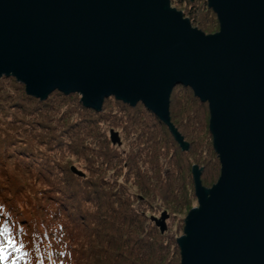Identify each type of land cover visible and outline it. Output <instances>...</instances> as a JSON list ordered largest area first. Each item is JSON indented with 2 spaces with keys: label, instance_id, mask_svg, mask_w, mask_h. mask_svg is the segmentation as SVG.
Returning a JSON list of instances; mask_svg holds the SVG:
<instances>
[{
  "label": "water",
  "instance_id": "obj_1",
  "mask_svg": "<svg viewBox=\"0 0 264 264\" xmlns=\"http://www.w3.org/2000/svg\"><path fill=\"white\" fill-rule=\"evenodd\" d=\"M206 1L220 27L210 35L170 0H0V78L42 101L79 94L96 112L110 97L141 103L184 151L170 98L189 87L209 106L221 174L206 188L193 168L181 264H264V0ZM168 218L156 219L162 234Z\"/></svg>",
  "mask_w": 264,
  "mask_h": 264
},
{
  "label": "trees",
  "instance_id": "obj_2",
  "mask_svg": "<svg viewBox=\"0 0 264 264\" xmlns=\"http://www.w3.org/2000/svg\"><path fill=\"white\" fill-rule=\"evenodd\" d=\"M171 1L193 25L214 32L211 16H217L206 0ZM54 94L61 98L42 101L27 95L14 77L0 80V225L26 253L22 259L10 253L0 264L13 259L15 264H179V228L171 223L197 198L187 190L178 157L179 152L198 155L201 147H191L203 141L201 131L175 124L184 140L192 141L184 151L141 103L132 107L110 97L96 112L78 94ZM176 95L182 99L174 100ZM112 103L120 117L105 114ZM170 107L180 108L184 124L198 129L206 121L200 111L209 113L208 104L181 85L173 89ZM103 123L113 125L121 145L112 143V130L109 135ZM209 137L213 140L210 131ZM201 164L204 184L211 173L209 163ZM180 187L186 190L183 197ZM164 212L169 218L162 234L156 219Z\"/></svg>",
  "mask_w": 264,
  "mask_h": 264
},
{
  "label": "rangeland",
  "instance_id": "obj_3",
  "mask_svg": "<svg viewBox=\"0 0 264 264\" xmlns=\"http://www.w3.org/2000/svg\"><path fill=\"white\" fill-rule=\"evenodd\" d=\"M196 1V0H195ZM170 2H171V6H172V8H174V9H176L177 11H180V12H182L183 13V11H182V9L180 8V6H179V4H175L176 6H174V2H172L171 0H170ZM194 4L197 6V4L194 2ZM204 13H206V11L204 12ZM204 13H202V14H204ZM184 17H185V15H184ZM185 18H187V17H185ZM187 19H189V18H187ZM190 20V19H189ZM211 20L214 22L213 23V25L212 26H214L213 27V29H214V32L213 33H209L208 31H203L202 29H200L199 27H196L195 25H193L192 23H191V25H192V27L193 28H197L198 30H200V31H202V32H204L205 34H207V35H210V34H215V32L217 33L219 30H218V28H219V26H218V22H217V19H216V17L212 14V16H211ZM211 21V22H212ZM190 22H191V20H190ZM213 29H211L212 31H213ZM3 78V77H2ZM0 80H1V78H0ZM4 86L5 85H7V81L6 82H4V84H3ZM54 92L52 93V94H50L49 96L51 97V96H53V98H52V100H54V99H60L61 97H58V96H55L56 94H54ZM79 95V94H78ZM48 96V97H49ZM80 96V95H79ZM81 97V96H80ZM178 98L179 99H182V96L181 97H179V96H175V98H174V100H176V101H178ZM107 100V99H106ZM178 104V103H177ZM116 104L115 103H112L110 106H108V107H104V112H105V114H109V113H114V114H117L119 117L121 116V114L122 113H120L117 109H114V106H115ZM174 112V113H173ZM120 113V114H119ZM200 116L202 117V115L205 117L206 116V121H203L202 123H201V129H198L197 128V126H196V124H194V123H190L189 125H187V124H184V121H183V117H182V112H181V110H180V108H171L170 107V118H171V123L175 126V128H176V125L175 124H179L184 130H187V131H192L193 130V128L196 130V131H201V132H199V133H197L198 135H201L202 136V138H203V141H195V143H194V145L192 146V141L191 142H188V143H190V144H188L186 141L188 140V139H186V141L184 140V142H186L189 146H192L191 148L192 149H196L198 146H200L201 148L199 149L200 151H198V155L197 156H194L195 155V152H193L192 153V151L191 152H189L188 154H183V155H181V152H179V157H178V161L180 162V165L183 167V178H187V190L188 191H190V192H194L195 193V183L192 185L191 184V180L193 181V179H194V176H193V171H190L189 170V166L193 163V162H195V163H197V168L199 169V170H203L202 168H203V166H202V164H201V162L204 164V163H209V167H208V170H209V174L211 173V175H208L209 177H211V179L209 180L208 179V182H206V183H202L203 184V186L204 187H206V188H212L217 182H218V179L220 178V174H221V165L220 166H218V165H216V163H215V159H216V157H215V155H214V153L216 154V152H215V150H214V148H213V140L209 137V122H210V115H209V113L207 112V113H204L203 112V110L202 111H200ZM172 114H175V117L173 116L172 117ZM123 116V115H122ZM122 118H124V117H122ZM178 118V119H177ZM203 118V117H202ZM128 119V118H127ZM113 120V119H112ZM112 122H116V120H113ZM117 123V122H116ZM118 124V123H117ZM108 126V127H106L107 129V132L109 133V135H110V131L112 130V128L110 127V126H113L112 124H110V123H103L102 124V127L103 126ZM120 125V124H119ZM168 127V126H167ZM169 129V128H168ZM177 129V128H176ZM178 130V129H177ZM157 131H160V133H163L164 132V130H162V128L161 129H158ZM169 131H170V129H169ZM171 132V131H170ZM179 132V131H178ZM196 134V135H197ZM180 135H181V133H180ZM181 137L182 138H184L182 135H181ZM204 139H205V141H204ZM199 161H200V163H199ZM191 176H192V178H191ZM202 177V176H201ZM202 180V179H201ZM189 184H191L190 186H188ZM179 187V186H178ZM180 191H179V194L178 195H180L181 197H183L184 196V192L186 191L185 190V188H181L180 187V189H179ZM186 194V193H185ZM152 203H155L156 204V202H152ZM191 204V206H192V208H189L188 209V207H186L184 210H183V212H182V214L181 215H179L178 217H176L175 218V220H174V222H172L171 223V227H173L174 229H176V228H179L178 229V231H175V233L177 232V239H180L183 235H184V228H185V219L187 218V216H188V214L191 212V210L192 209H194V208H197L198 207V201L197 200H194V201H192V203H190ZM180 218V219H179ZM181 219H182V221H181ZM179 253V254H178ZM177 253V255L181 258V256H180V250H179V252ZM179 264H181V261L179 260Z\"/></svg>",
  "mask_w": 264,
  "mask_h": 264
},
{
  "label": "snow or ice",
  "instance_id": "obj_4",
  "mask_svg": "<svg viewBox=\"0 0 264 264\" xmlns=\"http://www.w3.org/2000/svg\"><path fill=\"white\" fill-rule=\"evenodd\" d=\"M0 261L7 262L10 259V253H20L22 259L26 253L22 252L23 245H19L12 237L10 229L6 225H0ZM15 264V259H13Z\"/></svg>",
  "mask_w": 264,
  "mask_h": 264
}]
</instances>
